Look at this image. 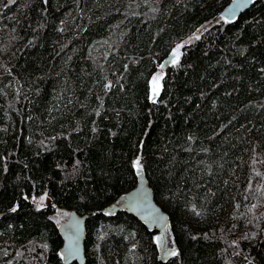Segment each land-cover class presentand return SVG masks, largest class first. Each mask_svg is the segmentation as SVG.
Segmentation results:
<instances>
[{"label":"trees","instance_id":"trees-1","mask_svg":"<svg viewBox=\"0 0 264 264\" xmlns=\"http://www.w3.org/2000/svg\"><path fill=\"white\" fill-rule=\"evenodd\" d=\"M7 1L0 264H64L72 210L88 214L85 264H264V0L232 20L229 0ZM137 161L170 219L165 262L137 218L98 212L121 206Z\"/></svg>","mask_w":264,"mask_h":264},{"label":"water","instance_id":"water-1","mask_svg":"<svg viewBox=\"0 0 264 264\" xmlns=\"http://www.w3.org/2000/svg\"><path fill=\"white\" fill-rule=\"evenodd\" d=\"M14 0H8L6 4L12 3ZM255 0H229L226 5L220 10L219 15L226 20H232L241 12L248 9ZM174 50L178 54V58L174 56ZM182 53L181 48L173 47L170 52L161 60L159 67L162 73L165 70L175 65ZM175 60V62H174ZM162 75H158L149 83V100L154 102L162 91ZM136 174V184L124 192L120 197L122 200L121 206L104 207L98 212L103 214L113 215L117 209L124 210L137 218L148 230L154 231L153 241L156 244L159 255L163 252L166 244L167 230H171V223L168 214L155 201L152 188L148 184L145 172L142 168L134 166ZM51 201L47 197L46 205H50ZM88 214H81L74 210L70 211L67 219L58 227L59 236L62 239L59 253L64 264L76 262L77 264H85V248L84 241L86 237V219ZM171 234V233H170ZM170 252H177L176 246L174 249H168ZM170 252L164 257L166 260ZM171 253V254H172Z\"/></svg>","mask_w":264,"mask_h":264},{"label":"rangeland","instance_id":"rangeland-1","mask_svg":"<svg viewBox=\"0 0 264 264\" xmlns=\"http://www.w3.org/2000/svg\"><path fill=\"white\" fill-rule=\"evenodd\" d=\"M205 29V27H201V28H199L197 31H196V35H198L202 30H204ZM175 48H180V46L179 47H175ZM159 75V72H157L155 75H154V77L153 78H156L157 76ZM46 198L47 197H44V196H42V197H40L39 199H38V205H41V204H43V203H45L46 204ZM68 217V216H67ZM67 219V218H66ZM64 222V221H63ZM166 242H167V245H168V247L170 248V249H174V246H173V243H172V241H171V239H170V235H169V232L167 231V233H166ZM171 253H172V251H171Z\"/></svg>","mask_w":264,"mask_h":264},{"label":"flooded vegetation","instance_id":"flooded-vegetation-1","mask_svg":"<svg viewBox=\"0 0 264 264\" xmlns=\"http://www.w3.org/2000/svg\"><path fill=\"white\" fill-rule=\"evenodd\" d=\"M154 233H155V232H154ZM154 233H153V235H154ZM154 244H155V243H154ZM155 246H156V244H155ZM173 246H174V245H173ZM156 248H157V246H156ZM167 249H170V248L168 247L167 242H166V244H165V246H164V248H163V252L161 253V256H160V258H159V260H162V262H165L168 258L174 256V255L171 254V252H170V254H169L170 256H169L166 260H163L164 257H165V255H166L165 251H166ZM176 253H177V252H176ZM157 254H159L158 248H157Z\"/></svg>","mask_w":264,"mask_h":264},{"label":"snow or ice","instance_id":"snow-or-ice-1","mask_svg":"<svg viewBox=\"0 0 264 264\" xmlns=\"http://www.w3.org/2000/svg\"><path fill=\"white\" fill-rule=\"evenodd\" d=\"M178 47H179V46H178ZM174 56H175L176 58H178V54L175 52V50H174ZM174 62H175V60H174ZM139 166H140V165H139V161H137V162H136V167L139 168ZM172 254L175 255V252H173Z\"/></svg>","mask_w":264,"mask_h":264},{"label":"bare ground","instance_id":"bare-ground-1","mask_svg":"<svg viewBox=\"0 0 264 264\" xmlns=\"http://www.w3.org/2000/svg\"><path fill=\"white\" fill-rule=\"evenodd\" d=\"M169 252H170V251H169L168 249L165 251V253H167V254H168ZM160 256H161V255L158 254V257H159V258H160Z\"/></svg>","mask_w":264,"mask_h":264}]
</instances>
